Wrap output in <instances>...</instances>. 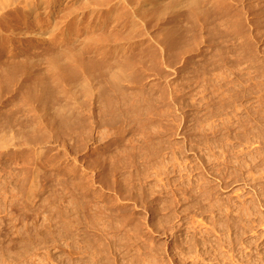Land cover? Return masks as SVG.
<instances>
[{
	"label": "rangeland",
	"instance_id": "374dc122",
	"mask_svg": "<svg viewBox=\"0 0 264 264\" xmlns=\"http://www.w3.org/2000/svg\"><path fill=\"white\" fill-rule=\"evenodd\" d=\"M144 1L0 22V264H264V0Z\"/></svg>",
	"mask_w": 264,
	"mask_h": 264
},
{
	"label": "bare ground",
	"instance_id": "6f19581e",
	"mask_svg": "<svg viewBox=\"0 0 264 264\" xmlns=\"http://www.w3.org/2000/svg\"><path fill=\"white\" fill-rule=\"evenodd\" d=\"M72 1L73 0H0V22L6 24L9 20L13 19L14 21H23L25 18L38 19L41 16L42 9L56 8L60 5H67ZM138 1L143 2V0H130L131 3ZM174 1L178 3L182 2V0ZM208 1L210 0H191V2L200 3H208ZM150 2L149 0H145L143 6H148ZM19 6L21 8H19ZM11 7H17L19 10L14 9L15 11L13 12H7Z\"/></svg>",
	"mask_w": 264,
	"mask_h": 264
}]
</instances>
